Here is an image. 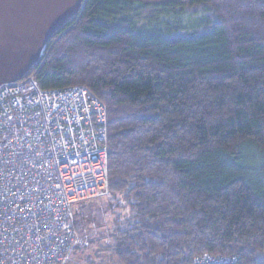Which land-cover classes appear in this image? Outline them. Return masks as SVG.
Wrapping results in <instances>:
<instances>
[{
	"label": "trees",
	"instance_id": "obj_1",
	"mask_svg": "<svg viewBox=\"0 0 264 264\" xmlns=\"http://www.w3.org/2000/svg\"><path fill=\"white\" fill-rule=\"evenodd\" d=\"M46 45L107 106L117 264H264V0H84Z\"/></svg>",
	"mask_w": 264,
	"mask_h": 264
},
{
	"label": "built area",
	"instance_id": "obj_2",
	"mask_svg": "<svg viewBox=\"0 0 264 264\" xmlns=\"http://www.w3.org/2000/svg\"><path fill=\"white\" fill-rule=\"evenodd\" d=\"M0 85V264H64L85 240L76 206L109 194L105 103L87 86L43 89L46 59ZM203 254L195 264H227Z\"/></svg>",
	"mask_w": 264,
	"mask_h": 264
},
{
	"label": "water",
	"instance_id": "obj_3",
	"mask_svg": "<svg viewBox=\"0 0 264 264\" xmlns=\"http://www.w3.org/2000/svg\"><path fill=\"white\" fill-rule=\"evenodd\" d=\"M84 0H0V85L21 79Z\"/></svg>",
	"mask_w": 264,
	"mask_h": 264
},
{
	"label": "rangeland",
	"instance_id": "obj_4",
	"mask_svg": "<svg viewBox=\"0 0 264 264\" xmlns=\"http://www.w3.org/2000/svg\"><path fill=\"white\" fill-rule=\"evenodd\" d=\"M108 197L109 194L102 195L86 203V214L79 229V236L85 240L86 248L84 252L80 251L70 256L64 264H89L88 257L94 264H117L110 249L112 244L110 234L114 218L126 214L127 210L118 207L117 201L110 204ZM119 203L123 202L119 201ZM81 219L80 216L77 217V220ZM260 256L264 258V255L260 254Z\"/></svg>",
	"mask_w": 264,
	"mask_h": 264
}]
</instances>
